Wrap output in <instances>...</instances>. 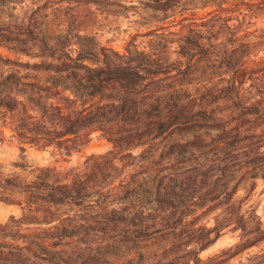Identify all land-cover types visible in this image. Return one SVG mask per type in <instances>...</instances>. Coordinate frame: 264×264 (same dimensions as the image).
Here are the masks:
<instances>
[{"label":"clouds","instance_id":"clouds-1","mask_svg":"<svg viewBox=\"0 0 264 264\" xmlns=\"http://www.w3.org/2000/svg\"><path fill=\"white\" fill-rule=\"evenodd\" d=\"M0 264H264V0H0Z\"/></svg>","mask_w":264,"mask_h":264}]
</instances>
